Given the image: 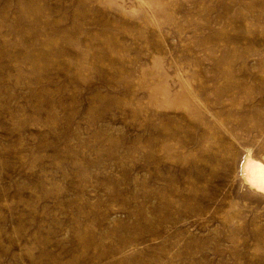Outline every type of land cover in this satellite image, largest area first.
I'll list each match as a JSON object with an SVG mask.
<instances>
[{
    "label": "rangeland",
    "instance_id": "1",
    "mask_svg": "<svg viewBox=\"0 0 264 264\" xmlns=\"http://www.w3.org/2000/svg\"><path fill=\"white\" fill-rule=\"evenodd\" d=\"M249 155L264 0H0V264H264Z\"/></svg>",
    "mask_w": 264,
    "mask_h": 264
},
{
    "label": "bare ground",
    "instance_id": "2",
    "mask_svg": "<svg viewBox=\"0 0 264 264\" xmlns=\"http://www.w3.org/2000/svg\"><path fill=\"white\" fill-rule=\"evenodd\" d=\"M243 177L246 183H248L252 189H255L257 192L264 193L263 162L255 160L249 155L243 166Z\"/></svg>",
    "mask_w": 264,
    "mask_h": 264
}]
</instances>
